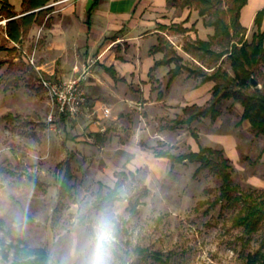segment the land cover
<instances>
[{"label":"rangeland","instance_id":"obj_1","mask_svg":"<svg viewBox=\"0 0 264 264\" xmlns=\"http://www.w3.org/2000/svg\"><path fill=\"white\" fill-rule=\"evenodd\" d=\"M7 1L17 6L20 0ZM56 1H50L53 11H57L49 15L58 12ZM228 4L229 0H223L221 7L227 10ZM3 7L4 0H0V20L10 19ZM168 9L166 17L171 23L192 28L186 34L176 32L171 38L180 54L183 45L195 44L196 39L209 40L214 35V29L206 25L210 16H199L194 5ZM42 33V28L35 35L30 31L13 46L0 26V165L5 170L0 172V216L6 221L0 237L9 242L7 234L11 232L32 247L45 248L50 264H78L94 218L108 211L114 215L116 228V264H247L245 255L261 246L264 225L245 233L239 218L246 215L249 203L258 204L264 199V135L255 138L250 128L249 137L241 129V156L236 159L237 151L231 145L241 123L234 120L231 106L235 102L225 100L227 107L223 106L224 111L215 120L208 117L176 126L173 132L165 128L172 121H153L142 124L144 132L139 135L141 122L134 124L139 117H130L124 131L109 128L108 143L102 148L81 119L57 117L54 123H47L51 109L44 90L35 83L36 72L29 62V57L37 58L45 42ZM232 40L230 45L213 40L211 49L217 55L240 40L251 42L252 34L239 33ZM191 56H185L188 60H183L187 66L182 74L187 75L190 69L212 72L215 57L199 52L195 62ZM97 63L86 59L72 76L66 77L80 79L87 103V82ZM216 65L233 77L226 56ZM260 69L264 72V65ZM174 92L173 100L180 101L182 93L176 89ZM219 108L223 110L221 104ZM5 115L10 119L6 120ZM92 115L97 116V109ZM178 117L183 118V114ZM192 133L198 135L197 140ZM190 137L192 150L195 145L212 146L229 154L234 187L230 198L222 196V179L210 169L195 174L199 163L176 164L171 169L169 161L156 158L159 151L175 156L191 152L187 141ZM122 146L121 152L130 156L123 165L106 159L108 154L120 152ZM66 160L70 162L71 178L67 192L60 195ZM130 165L134 166L135 177L124 181L119 201L97 207L96 201L105 196L111 179L117 180L120 171L128 173ZM100 172H104L102 176ZM144 187L149 194L142 197ZM0 264L11 261H4L0 255Z\"/></svg>","mask_w":264,"mask_h":264},{"label":"crops","instance_id":"obj_2","mask_svg":"<svg viewBox=\"0 0 264 264\" xmlns=\"http://www.w3.org/2000/svg\"><path fill=\"white\" fill-rule=\"evenodd\" d=\"M50 1L46 6L28 12L22 5V0L17 6L9 3L14 14L17 15L8 19L7 24L12 19L19 21L24 15L38 13L41 9L45 10L43 23L32 24L28 31L35 35L39 28L43 29L42 36L45 42L35 59L36 65L45 76H54L68 81L66 77L72 76L86 59H94L98 62L93 67L94 74L91 80L87 82L88 103L84 106L78 120L83 121V126L92 134L91 138L95 139L102 148L108 143L109 128L117 127L124 131L130 117H139V121L136 118L134 124L136 126L141 122L140 135L144 132L142 124L147 125L148 122L153 121H164V123L174 121L177 115L183 114V109L186 107L208 105L215 82L202 83L201 77L190 76L189 71L187 75L182 74L184 66H187L183 60H188L185 56L191 55L184 51V45L181 49L183 55L174 47L171 38L177 34L170 27L180 23L175 21L171 23L167 19L169 11L167 0H58L56 1L58 12L49 15L57 11H53ZM263 9L264 0H248L241 10L240 23L246 28L247 35L253 36L258 31L254 19ZM185 21L187 22V19ZM7 24L0 26L9 38ZM161 26H167V28L162 29ZM182 26L188 28L184 24ZM263 30L264 19L260 28V31ZM162 39L169 43L174 54L168 56L165 52L153 51ZM10 41L13 46L17 45ZM192 59L197 62L194 57ZM200 67L203 66L200 65ZM176 70L179 73L173 76ZM198 78L199 81H197ZM175 89L182 93L183 98L180 101L173 100ZM193 95L195 97H192ZM226 103L227 101L221 103L222 112L224 107H227ZM231 107L232 113L236 115L234 120L237 124L241 123V127L236 129V135L232 138L233 145H231L237 151L236 159H240L239 134L242 129L249 136L250 123L247 120H241L243 107L239 103H234ZM104 108H110L111 112L106 114ZM96 109L95 117L92 111ZM207 119L201 118L197 121ZM166 133L168 134V131ZM187 141L192 152H198L201 147H212L200 145L199 148L195 145L192 150V138L190 137ZM122 148L123 146L119 148L120 152L108 154L106 159L122 162L121 165H123L130 156L126 152L122 153ZM225 153L229 158V154ZM102 156L105 157L104 153ZM159 159L169 161L167 158ZM112 167L115 166L112 165ZM129 172L135 173L133 165L129 166ZM103 173L99 174L102 176ZM114 180L113 177L111 185L107 188L115 186L117 180Z\"/></svg>","mask_w":264,"mask_h":264},{"label":"trees","instance_id":"obj_3","mask_svg":"<svg viewBox=\"0 0 264 264\" xmlns=\"http://www.w3.org/2000/svg\"><path fill=\"white\" fill-rule=\"evenodd\" d=\"M49 1L22 0V5L28 12L46 6ZM247 2L248 0H229L228 8L224 10L221 7L223 0H167L168 6L185 9L194 5L199 16L203 18L210 16V22L206 23V25L214 29V35L210 36L209 40L196 39L195 44H185L184 51L191 54L195 59H197L195 54L199 52L215 57L213 59L215 66L212 67L211 73L197 69V76L202 78V83L213 81L215 86L207 106L199 107L193 105L184 108L183 118H176L171 125L165 127L166 129L175 130L176 126L190 125L201 118L210 117L215 120L221 114L219 105L225 100H233L235 103H240L243 107L241 120L249 121L251 132L255 136L264 135V72L260 69L264 65V30L260 31L264 19V9L260 10L255 16L254 24L258 31L253 34L251 42L240 40L237 43H233L230 50L227 48L217 55L211 49L213 40L219 39L221 43L227 42L230 45V39L232 43V38L237 36V34L246 33V28L240 23V15ZM3 10L11 17L15 16L13 15V8L7 0H4ZM44 17L45 10L41 9L38 13L20 17L19 21L10 20L7 28L9 39L19 43L22 36L28 33L32 24H42ZM161 28L166 29L167 26H161ZM170 29H174V32L188 33L192 28L188 29L184 28L182 24H175ZM153 51H162L168 56L175 53L169 43L163 39L158 47H154ZM194 52L196 53L194 54ZM225 56L230 61L233 77L227 71L222 70L220 65H216L217 61ZM197 71L190 69V76L196 75ZM178 73V70L174 71L173 76ZM253 79L262 84V87L254 88ZM4 118L6 120L10 119V115H5ZM191 135L197 140L198 135L196 133ZM156 157L167 158L171 169L176 164H184L186 162L200 164L195 174H198L203 169H210L222 179V196L230 198V193L234 189L231 179L233 166L230 159L225 156L223 149L201 147L198 152L191 151L178 156L167 151H159L156 153ZM64 165V177L59 188L60 195L67 192L66 185L71 178L69 160H66ZM4 171V168L0 165V172ZM129 177H135V173L120 171L116 176L115 186L107 188L105 196L96 201V206L105 208L119 201L120 189L124 181ZM32 181L38 183L37 180L32 179ZM148 194L149 190L144 187L142 197ZM248 206V212L239 218V224L243 226L245 233H252L258 229L261 223L264 225V199L258 204L249 203ZM5 228L6 221L0 216V232H4ZM7 237L10 239L9 242L6 241L5 237H0V255L4 261H11V264H50V256L45 248L32 247L23 238L15 236L11 232H8ZM245 259L247 264H264V239L260 248L253 253L246 254Z\"/></svg>","mask_w":264,"mask_h":264},{"label":"built area","instance_id":"obj_4","mask_svg":"<svg viewBox=\"0 0 264 264\" xmlns=\"http://www.w3.org/2000/svg\"><path fill=\"white\" fill-rule=\"evenodd\" d=\"M7 22L8 19H1L0 25L5 26ZM29 62L36 72V82L44 90L51 109L46 118L47 123H54L57 117L78 120L88 99L80 79L63 81L58 77H48L36 65L35 57H29ZM104 112L109 114L110 108H104Z\"/></svg>","mask_w":264,"mask_h":264},{"label":"clouds","instance_id":"obj_5","mask_svg":"<svg viewBox=\"0 0 264 264\" xmlns=\"http://www.w3.org/2000/svg\"><path fill=\"white\" fill-rule=\"evenodd\" d=\"M117 237L114 215L101 211L93 220L78 264H116Z\"/></svg>","mask_w":264,"mask_h":264},{"label":"water","instance_id":"obj_6","mask_svg":"<svg viewBox=\"0 0 264 264\" xmlns=\"http://www.w3.org/2000/svg\"><path fill=\"white\" fill-rule=\"evenodd\" d=\"M252 84L254 88L259 87V83L255 79L252 80Z\"/></svg>","mask_w":264,"mask_h":264}]
</instances>
